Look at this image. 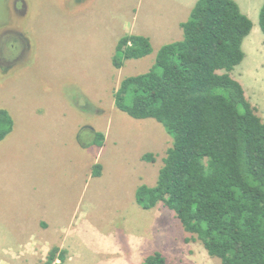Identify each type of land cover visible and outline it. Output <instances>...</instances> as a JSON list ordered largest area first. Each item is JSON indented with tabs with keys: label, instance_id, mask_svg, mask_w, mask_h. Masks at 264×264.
Masks as SVG:
<instances>
[{
	"label": "rangeland",
	"instance_id": "1",
	"mask_svg": "<svg viewBox=\"0 0 264 264\" xmlns=\"http://www.w3.org/2000/svg\"><path fill=\"white\" fill-rule=\"evenodd\" d=\"M263 2L240 8L253 24L245 43L254 38L256 45L244 44L246 58L232 77L264 115ZM139 5L0 0V109L15 122L0 144V264H44L53 248L66 251L65 264H143L155 252L167 264H222L164 204L146 211L136 202L140 186L156 185L173 145L161 124L132 119L115 105L121 82L146 74L162 46L153 43L150 56L114 68ZM84 95L97 106L88 115ZM84 125L104 134L103 148L79 146L78 136L90 141L78 135Z\"/></svg>",
	"mask_w": 264,
	"mask_h": 264
},
{
	"label": "trees",
	"instance_id": "2",
	"mask_svg": "<svg viewBox=\"0 0 264 264\" xmlns=\"http://www.w3.org/2000/svg\"><path fill=\"white\" fill-rule=\"evenodd\" d=\"M259 27L264 35V2ZM181 28L183 40L160 48L152 68L123 80L114 95L121 112L155 120L173 139L156 185L140 186L136 202L146 211L164 204L222 264H264V122L232 77L253 24L233 0H199ZM152 53L148 38L126 35L112 64L120 70ZM84 99L91 114L97 106ZM14 129L11 114L0 109V144ZM82 133L90 136L87 145ZM78 135L82 149L104 146V134L89 125ZM101 169L93 168L95 177ZM66 256L53 248L44 264H65ZM143 264L167 260L155 252Z\"/></svg>",
	"mask_w": 264,
	"mask_h": 264
},
{
	"label": "crops",
	"instance_id": "3",
	"mask_svg": "<svg viewBox=\"0 0 264 264\" xmlns=\"http://www.w3.org/2000/svg\"><path fill=\"white\" fill-rule=\"evenodd\" d=\"M198 1L199 0H143L144 7H140L139 5L138 8L135 9L132 26L133 32L128 35H137L148 38L151 44H161L162 46H160V48L164 45L181 42L183 40V30L181 25L188 21L191 12ZM233 1H235L240 8L243 7L245 10V4L247 3L251 4V9H255L258 0ZM244 44L246 48H253V46L256 45V39H251L248 45H246L245 42ZM256 114L264 122V115L258 113L257 110Z\"/></svg>",
	"mask_w": 264,
	"mask_h": 264
}]
</instances>
